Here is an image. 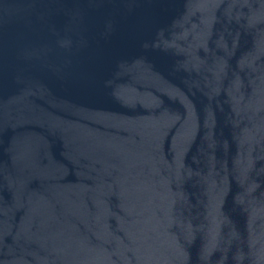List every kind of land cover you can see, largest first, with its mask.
<instances>
[{
    "label": "water",
    "instance_id": "obj_1",
    "mask_svg": "<svg viewBox=\"0 0 264 264\" xmlns=\"http://www.w3.org/2000/svg\"><path fill=\"white\" fill-rule=\"evenodd\" d=\"M0 264H264V0H0Z\"/></svg>",
    "mask_w": 264,
    "mask_h": 264
}]
</instances>
